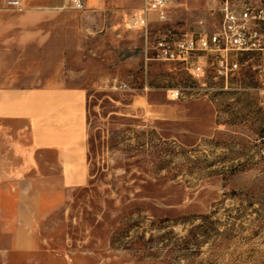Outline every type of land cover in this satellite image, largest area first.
I'll list each match as a JSON object with an SVG mask.
<instances>
[{
  "label": "rangeland",
  "instance_id": "374dc122",
  "mask_svg": "<svg viewBox=\"0 0 264 264\" xmlns=\"http://www.w3.org/2000/svg\"><path fill=\"white\" fill-rule=\"evenodd\" d=\"M171 1L166 21L152 16L150 43L214 31L216 2ZM118 45L72 77L89 86L87 186L11 184L20 163L0 136V264H264V53L243 56L226 82L146 67L137 32Z\"/></svg>",
  "mask_w": 264,
  "mask_h": 264
},
{
  "label": "crops",
  "instance_id": "0c3cea01",
  "mask_svg": "<svg viewBox=\"0 0 264 264\" xmlns=\"http://www.w3.org/2000/svg\"><path fill=\"white\" fill-rule=\"evenodd\" d=\"M144 2L84 0L85 10L78 11L70 0H22L20 10L0 0V136L8 138L20 163L11 184L58 181L66 191L90 183L89 86L72 77L88 71L76 67L84 58L116 54L127 33L143 37L129 29L127 20ZM143 55L148 67L153 60L145 48ZM145 103L136 96L131 107L143 109ZM31 169L37 176H30ZM21 191L19 215L26 198ZM46 199L39 196L32 218L44 212Z\"/></svg>",
  "mask_w": 264,
  "mask_h": 264
},
{
  "label": "built area",
  "instance_id": "2783aa9c",
  "mask_svg": "<svg viewBox=\"0 0 264 264\" xmlns=\"http://www.w3.org/2000/svg\"><path fill=\"white\" fill-rule=\"evenodd\" d=\"M73 9L85 10L84 0H70ZM219 22L211 33L187 34L178 40L150 43L151 24L155 15L166 21L172 8L171 0H145L142 9L129 15L130 30L142 33L146 55L155 51L149 60L179 63L195 79H204L211 70L216 81H226L239 74L241 59L252 53H264V0H215ZM12 9H22V0H7ZM197 58V60H195ZM148 60V59H147ZM126 84L114 89L126 88ZM178 99V89L169 91Z\"/></svg>",
  "mask_w": 264,
  "mask_h": 264
}]
</instances>
